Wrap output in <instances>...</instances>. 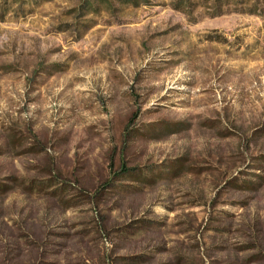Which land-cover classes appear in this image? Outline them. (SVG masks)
<instances>
[{"label": "rangeland", "instance_id": "obj_1", "mask_svg": "<svg viewBox=\"0 0 264 264\" xmlns=\"http://www.w3.org/2000/svg\"><path fill=\"white\" fill-rule=\"evenodd\" d=\"M0 264H264V0H0Z\"/></svg>", "mask_w": 264, "mask_h": 264}, {"label": "trees", "instance_id": "obj_2", "mask_svg": "<svg viewBox=\"0 0 264 264\" xmlns=\"http://www.w3.org/2000/svg\"><path fill=\"white\" fill-rule=\"evenodd\" d=\"M219 1H221V0H219ZM213 5H215V8H216V10H218V8H220V5H218V3H212Z\"/></svg>", "mask_w": 264, "mask_h": 264}]
</instances>
